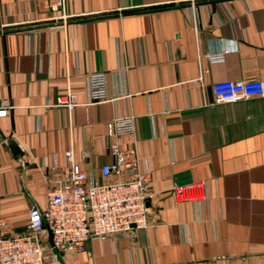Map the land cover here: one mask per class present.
<instances>
[{
    "label": "crops",
    "instance_id": "1",
    "mask_svg": "<svg viewBox=\"0 0 264 264\" xmlns=\"http://www.w3.org/2000/svg\"><path fill=\"white\" fill-rule=\"evenodd\" d=\"M0 0V219L24 228L71 146L85 183L135 140L149 223L90 238L47 264H264V96L215 98L217 80L264 82V0ZM211 56H217L211 58ZM103 70V99L86 73ZM67 89L76 105L55 104ZM130 114L131 137L110 132ZM204 196L175 200L172 184ZM48 239L46 232L42 241Z\"/></svg>",
    "mask_w": 264,
    "mask_h": 264
},
{
    "label": "built area",
    "instance_id": "2",
    "mask_svg": "<svg viewBox=\"0 0 264 264\" xmlns=\"http://www.w3.org/2000/svg\"><path fill=\"white\" fill-rule=\"evenodd\" d=\"M64 0H45L51 13L47 18L67 16L63 12ZM217 56H211V58ZM86 87L91 99H103L106 73L90 70L86 73ZM215 98L224 101L250 96H264V82L259 78L223 79L211 83ZM75 94L67 89L55 97V104L68 109L76 105ZM10 104L0 102V116L7 113ZM110 132L115 136L131 137L133 120L130 114L113 116ZM113 160L99 166L104 177L100 182L85 183L86 175L73 160L72 148L62 151L66 168L46 179V199L43 206L31 205L27 209L24 228L8 233L5 221L0 219V264H47L59 255L75 254L85 247L90 238L100 240L110 236L129 234L133 228L146 226L147 170H140L135 140L120 147L116 141L107 145ZM170 193L175 200L201 199L203 184L191 181L174 183ZM48 239L42 241L45 233Z\"/></svg>",
    "mask_w": 264,
    "mask_h": 264
}]
</instances>
